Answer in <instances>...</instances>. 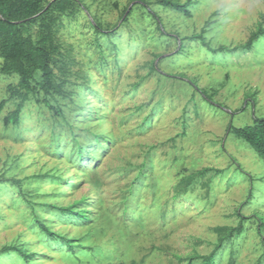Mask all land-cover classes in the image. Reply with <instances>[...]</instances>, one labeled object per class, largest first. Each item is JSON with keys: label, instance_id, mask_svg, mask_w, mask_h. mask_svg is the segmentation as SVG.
I'll list each match as a JSON object with an SVG mask.
<instances>
[{"label": "rangeland", "instance_id": "obj_1", "mask_svg": "<svg viewBox=\"0 0 264 264\" xmlns=\"http://www.w3.org/2000/svg\"><path fill=\"white\" fill-rule=\"evenodd\" d=\"M77 1L57 28L68 67L46 97L55 109L31 95L6 125L22 97L0 55V264H188L223 239L219 264H258L264 159L227 128L264 117V36L216 52L190 37L206 27L213 48L243 45L264 0H198L191 17L160 0ZM14 245L32 261L3 251Z\"/></svg>", "mask_w": 264, "mask_h": 264}, {"label": "trees", "instance_id": "obj_2", "mask_svg": "<svg viewBox=\"0 0 264 264\" xmlns=\"http://www.w3.org/2000/svg\"><path fill=\"white\" fill-rule=\"evenodd\" d=\"M139 1L147 8L149 7V3L146 0ZM197 1L160 0V3L191 17L193 14L191 8ZM77 2V0H0V55L3 59L1 71L5 74L19 77L18 86L14 88L11 97L17 95L22 97L17 108L4 118L6 125H18L20 123L23 108L25 103L30 100L31 95L36 96L39 101V97L43 94L46 104L51 109H55L50 105L46 97L54 96V94L62 95V87L65 80L56 70L63 72L68 67L65 48L57 35V28L64 15L72 16L75 13ZM127 13L129 14V10L125 12V16ZM152 15L160 20L159 16L154 12H152ZM263 22L264 17L259 27L250 34L247 42L233 48L225 45L213 48L205 37L206 27L203 28L201 34H195L190 39L201 40L205 47L215 52L235 51L240 48L251 49L254 43L264 36ZM93 28L97 33L101 31L99 23L93 24ZM106 35L109 36L108 33ZM108 39L111 40L110 37ZM195 87L197 88V84ZM197 89L205 98L213 101L214 94L209 95L205 89ZM252 96L254 97L255 93ZM5 104L6 100L1 102L0 109ZM254 104H256L255 99H253ZM230 133L249 144L264 159V117L255 118V122L252 125L244 127H235L231 122L227 128V134ZM101 138L100 135L94 136L95 141H100ZM85 149L86 147L83 145L78 147V151L81 154ZM59 209L69 215L76 213L80 219H89L85 210L76 212L74 207ZM259 220L258 229L264 240V219L259 218ZM36 221H38V225L50 237L52 242L63 241L65 247L69 248V254H74L75 246L71 240L59 237L40 219ZM244 230L245 225L242 220L238 226L231 228L226 239L241 235ZM223 241L224 239L217 244L211 253L189 258L188 264H193L195 261H200L201 264H219V252H221ZM11 250L16 251L27 263L32 261L33 253L28 252L25 247L14 245L3 249L4 252ZM262 261H264V258H260L258 264H261Z\"/></svg>", "mask_w": 264, "mask_h": 264}]
</instances>
